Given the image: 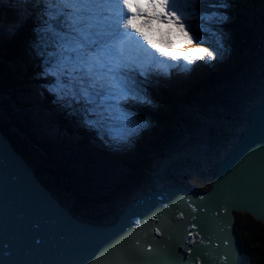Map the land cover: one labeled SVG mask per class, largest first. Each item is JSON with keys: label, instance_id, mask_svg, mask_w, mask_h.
<instances>
[{"label": "trees", "instance_id": "16d2710c", "mask_svg": "<svg viewBox=\"0 0 264 264\" xmlns=\"http://www.w3.org/2000/svg\"><path fill=\"white\" fill-rule=\"evenodd\" d=\"M234 2L229 21L223 25L228 28V33L221 43L228 44L233 49V61H237L240 67L232 75H222L206 84L194 86L188 97L176 98L174 103L171 100L159 104L158 110L148 114L154 119L151 122L153 131L146 134L152 137V141H147L145 145L149 153L142 148L132 158L121 159L117 165L110 166L105 173L95 171L91 166L93 161L81 163L75 156L71 158V146L65 141L70 133L65 135L61 132L62 136L59 138L49 136L55 129L65 131L62 120L56 116H60V113H54L50 108L54 128L50 126L45 129L41 120L34 115L40 111L45 112L42 99L47 94L42 84L45 82L50 87L49 83L52 84L53 78L40 75L42 69L38 73L29 66V58L32 57L26 54L22 38L20 41H0V112L7 113V119H11L10 126L13 128L10 134L4 132L5 137L10 135L15 141H22L19 142L21 147L15 146V150L22 153L21 157L27 152L38 163V167H35L27 161L38 179L61 203L72 202L71 209L74 213L85 218V221L98 225L114 220V206L127 192H135L139 186L148 187L143 193L156 189L150 186L154 183L153 175H156L154 167L169 169L184 149L207 146L213 152L223 155L218 166L248 126L249 115L246 119H241V109L251 106V112L264 101V32L258 23L262 21L264 26V0ZM30 51L31 48L29 53L32 56ZM30 73H38L44 82L37 84L34 80H29ZM32 90H37L35 92L40 97L34 96L33 100H29L27 97ZM180 103H186L187 109L180 108ZM9 105L12 109L8 108ZM20 108L24 110L21 115ZM15 114L18 116L12 117ZM41 118L49 120L47 116ZM30 129L37 133L45 132L44 140L37 141ZM25 147L28 148L26 151ZM36 153L41 154L37 155L40 159ZM78 155L88 158V153L81 154L79 151ZM108 159L106 157L101 162ZM190 162L188 157L183 160L185 166ZM96 164L99 167L105 166ZM109 177L112 182L106 181ZM169 181L170 179L168 183H171L173 180ZM193 188L201 189L196 186ZM245 215L255 234L247 238V243L243 236L240 239L242 246L245 243L251 247L250 250H245L244 256L251 264H264V224ZM237 234L239 235L238 231Z\"/></svg>", "mask_w": 264, "mask_h": 264}, {"label": "water", "instance_id": "95a60500", "mask_svg": "<svg viewBox=\"0 0 264 264\" xmlns=\"http://www.w3.org/2000/svg\"><path fill=\"white\" fill-rule=\"evenodd\" d=\"M8 141L0 138V264H157L159 254L165 264H241L236 212L264 224V101L250 112L247 128L216 167L209 190L153 194L140 213L136 209L126 223L110 228L79 225L67 216L12 155ZM141 212L140 224L146 227L124 232ZM156 212L168 232L161 228L151 238L154 230L147 220ZM103 236L115 239V246L104 245V261L95 247ZM166 239L176 245L161 252L168 249ZM26 257L31 259L26 262Z\"/></svg>", "mask_w": 264, "mask_h": 264}, {"label": "snow or ice", "instance_id": "6c2138e0", "mask_svg": "<svg viewBox=\"0 0 264 264\" xmlns=\"http://www.w3.org/2000/svg\"><path fill=\"white\" fill-rule=\"evenodd\" d=\"M39 0H0V34L12 33L28 18L29 14L25 9L21 8H3V4L15 3H38ZM107 0H83L82 3L69 4L68 7L74 8L81 14V19L87 21V17L83 15L94 8L106 4ZM123 8L127 11V16L122 17L119 14L113 18L108 25L107 30H99L90 32L91 27L88 23H84L81 28H73L74 36H69L66 33H57V41L62 45L64 51L70 53L63 56V61H69L72 65V71L61 73L68 75L71 79H77L81 84H87L93 95L89 97V103H95L97 97L101 104L106 101H114L115 103L107 104L106 108L117 112V119L124 122L125 135H131L140 125L132 119L131 116L125 115L119 107V102L125 100L129 94L135 99V92L139 90L140 84L134 83V75L129 77L122 73L121 69H129L131 65L124 62L122 42L128 33L121 32L120 20L123 19L124 27L133 29L139 34L152 48L156 49L164 56H171L176 59V55L165 51L158 43L154 42L145 29H151L152 24L163 20L168 26V31L172 30V26L181 32L187 39L188 43L192 42L188 32L184 29V24L181 23L180 17L176 14L173 8V0H146L141 3L140 0H119ZM210 6L216 7L222 4V0H209ZM143 15H148L151 20H142ZM137 23V21H141ZM6 25V27H5ZM33 32L36 33L35 47L41 51L48 47V43L44 36L40 35L41 29L38 25L35 26ZM171 43V41H169ZM194 53H204L208 59H213V53L206 48L193 49ZM51 55V53H49ZM183 59L191 64L192 58L190 54H182ZM199 58V57H198ZM48 61H42V65H47ZM56 73L44 67L40 73L42 76H51ZM75 74V75H74ZM141 76H145L144 71L140 72ZM49 91H56L55 88L49 87ZM86 96L87 92L84 93ZM94 109H88L93 111Z\"/></svg>", "mask_w": 264, "mask_h": 264}, {"label": "rangeland", "instance_id": "374dc122", "mask_svg": "<svg viewBox=\"0 0 264 264\" xmlns=\"http://www.w3.org/2000/svg\"><path fill=\"white\" fill-rule=\"evenodd\" d=\"M179 1L181 3H184V5L181 8L184 12L187 13L186 20L185 21L181 20V23H187V22L190 23V26H186V27H184V29H185V31L188 32L189 37L192 38V42L188 43L187 39L184 37V35L181 32H179L175 26H172V30L168 31V26H166L164 24L162 25L163 27H162L161 31H159L161 42L166 43L167 45H174L176 43L177 39H181L182 40L181 42L183 43L184 47L186 49H191V51H192L193 49L196 48L195 42L197 41V38L203 37L207 40H211L215 44L214 49L209 50L213 53V59L209 60L207 55L203 53L204 56L206 57V60L204 61L205 63H208L209 61L213 62V66H210L207 69V71L212 72V71L216 70V66H217L216 61L217 60L225 61L226 63L222 62L220 64V67L225 68L226 64H229L230 61H233L235 59L233 49L228 44L219 43L220 40H214V39L210 38L208 35H206L205 33L200 32V31H196L194 28V25L200 24L201 16L206 17V18L210 17L209 13H203L202 12L204 9V4L206 3L207 0H198V1L197 0H179ZM36 5L37 4L35 3L33 6L32 12L35 11ZM65 5H66L65 1L63 3H60V7L65 6ZM173 5L176 7V0H173ZM219 6L221 7L222 10L220 9L218 14L225 13V14H228V17L231 16L233 6H230V4H228V6H225V8H224L223 3ZM4 7L5 8H8V7L13 8V6L11 4H6ZM50 7H51V9H55L51 5H50ZM55 10H59V9H55ZM178 12H179V10L176 11L177 15H178ZM239 15L241 16L240 13H239ZM29 18H30V16L26 20H29ZM230 21H232V20H230ZM258 23H259L262 31L264 32V26H262V24H263L262 21H260V22L258 21ZM191 26H192L193 30L189 29ZM229 27H233V26H229ZM220 29L222 31L221 38H223L228 33V31H227L228 28L227 27H220ZM17 33H18V31H16V33H10V34L5 33V35H6L5 38L3 37V34H0V41H2L1 39H3L4 41H10L13 38H15L16 36H20V35H17ZM10 38H12V39H10ZM169 41H171V43H169ZM22 42H23L24 46H28V42H26V40L24 38H23ZM197 54L202 55V53H197ZM189 76L190 75H188V77ZM183 88L188 90V86L183 85ZM183 94H187V92H185ZM183 94H181V95H183ZM89 97H91V96H88L86 98V102L89 105H92L93 103L88 102ZM97 98L99 99V97H97ZM132 101H136V99H133L130 96H128L126 103H129ZM108 104H112V103L108 101ZM250 108H251V106H246V108L243 107L241 109L242 110L240 113L241 119L242 118L246 119V117H248L249 112H250V110H249ZM111 111H113V110H111ZM41 112L42 111L34 113V115L37 116V119L40 118L41 122L46 123L45 119L41 118ZM19 114L21 115L20 111H19ZM90 114H93V120L95 123L94 124L95 131L98 128V135L96 134L99 138L98 142H102V141H104V139L106 137H108L109 139H117V140L121 141V143L128 148L129 152L136 150V149L129 147L128 143H126L123 140V137L121 136L122 135L121 132H125V125L121 126V124H118L119 126L117 127V129H115L113 133H111L110 135L107 136L106 132L109 130L110 126L105 127V129L102 128V125H101L102 116L98 113L97 110H95L93 112L89 111L87 115L89 116ZM16 116H18V115L15 114L12 117H16ZM33 117L35 118V116H33ZM48 119L51 122V124L49 126L52 127L53 123H52L51 117H48ZM105 119H108V116H105ZM97 122H98V124H97ZM170 122H174V121H170ZM41 132L43 133V138H45L46 133L43 131H41ZM61 132L65 135H67L66 131H60V130L55 129L53 131V133L49 136H52L53 138H59L62 136ZM143 134H144L143 128L140 126L135 132H133L129 136H132L134 138H143ZM65 141L67 143H72V144L75 143L76 145H74V148L81 147V145L78 144L74 140V138H71L69 135L65 139ZM140 145H141V147H143L144 150H146L149 153L148 149L145 147V145L142 142L140 143ZM121 149H123V148H121ZM141 150H142V148H141ZM134 154H136L135 151H134ZM37 157L40 159L39 156H37ZM177 157H176V163L174 165H172L171 167H169V169H163L162 167H157V169H155V167H154L156 175H153V178H154L153 182L154 183L150 186L160 188L163 185H165L166 183H168V179H170V181L173 180V183L176 182L179 184H184V185H187V186L192 187V188L196 186L197 189L201 188L200 190L205 191V189L207 190L209 188L212 177H213L214 172H215V168H216L217 164L223 158V155H220V154L213 152L207 146H199L196 148L184 149L183 153H181L179 155L178 159H177ZM187 157L190 158L191 162L185 166L183 164V160ZM124 158H125V156L122 155L120 160L124 159ZM90 160L93 161L92 159H90ZM34 163L36 164L37 162H34ZM93 163H94L93 165H94L95 169L98 168L96 163H99V162H97L96 159H95V161H93ZM109 164H111V163H109ZM107 169H108V167H105L104 171H106ZM184 175L186 177H183ZM106 181L112 182V178L109 177ZM147 189H148L147 186H144V187L139 186L135 192H127L125 194L124 198L119 199V203L114 206V209H115L114 211H115L116 215H114V217L112 219L118 218L120 210L123 209L130 202L131 199L142 194ZM194 190H196V189H194ZM235 216H236L235 226L237 227V231L239 232L240 239L244 237L245 238L244 242L247 243V238L250 236H253L255 234V230L252 229V226L250 225V223L247 219V216L244 213H237L236 212ZM82 219L86 220L83 217H82ZM85 235H86V233H85ZM245 243L242 246V251H244V252L246 249L250 250V248H251L250 245L246 246Z\"/></svg>", "mask_w": 264, "mask_h": 264}, {"label": "bare ground", "instance_id": "6f19581e", "mask_svg": "<svg viewBox=\"0 0 264 264\" xmlns=\"http://www.w3.org/2000/svg\"><path fill=\"white\" fill-rule=\"evenodd\" d=\"M52 3H54L53 5H52V7L54 8V6L56 7H60V3H63L65 0H50ZM78 3H82V2H78ZM71 4H75V3H73V2H71ZM14 8V7H13ZM22 9H27L28 10V3H25V4H23L22 5ZM29 11V10H28ZM97 11H99L98 10V8H94V9H92V10H90V11H88V12H86V13H84L85 14V16L87 17V23L89 24V25H91V27L88 29L90 32H96V31H99V30H104V25L103 24H101L100 22H98V20H96V18H94V16H93V14H92V12H97ZM97 14V13H96ZM56 16H58V15H56ZM56 16L54 17V15H52V13H51V18L53 19V21L55 22V25L57 26L58 25V22H57V18H56ZM132 37H130L129 36V34L125 37V38H123V42H122V45L127 41V40H129V39H131ZM148 55H149V61L148 62H151V63H160L161 62V60L159 59V58H162L161 56H156L154 53H152V51H149V53H148ZM142 64H143V62L142 61H140L139 59L138 60H134L133 62H131V70L133 71V72H141L142 70H145V71H148V69H147V66H142ZM170 67H171V72L169 73V76H168V78H167V80H166V83L163 85V86H168V87H170V86H172V85H175V84H179V85H182V80L179 78V73H178V71L176 70V67L173 65V64H170ZM220 67V66H219ZM221 69H222V67H220ZM146 78H148L149 80H152V79H156L157 80V76H156V74H149V73H146ZM56 81H58V79H53V81H52V84L51 83H49V85H50V87H52V88H55L54 87V84H55V82ZM160 85V84H159ZM67 88H68V90L70 91V90H74L73 89V87L71 86V85H67ZM185 92H187V90L186 89H184V88H181V89H179L178 90V93H180V94H183V93H185ZM183 95H186V94H183ZM43 98V97H42ZM126 101H127V98L125 99V100H121V102L123 103V104H135V103H137V102H142L141 100H137L136 99V101H132V102H129V103H126ZM109 102H111V103H115L114 101H109ZM110 111H111V109H109ZM30 112V111H29ZM29 114V113H28ZM53 116V115H52ZM35 119V118H34ZM40 119V118H39ZM41 120V119H40ZM97 124H98V122H97ZM113 124V120H112V118H110L109 116H108V119H105V117H102V121H101V125H102V128H104L105 129V127H107V126H110V125H112ZM103 131V130H102ZM95 134H97L98 135V128H97V130L95 131ZM0 138L2 139V141L3 142H6V138H5V135H4V132L2 131V129L0 130ZM126 139H128V136H127V138ZM115 141V144L117 145V149L119 148V150H121V148H123V144H120L119 142H117V140H114ZM83 152H81V154H82ZM23 158V157H22ZM110 158V157H109ZM105 162V161H104ZM26 163H28V162H26ZM25 168V167H24ZM31 168H33V167H30V169ZM34 173H35V171H34ZM78 173V172H77ZM173 186H177V184H174ZM74 188H76V187H73V189ZM101 193V192H100ZM73 200V199H72ZM98 204V203H97ZM142 206V205H141ZM85 208V207H84ZM107 210V209H106ZM103 216H104V214H103ZM142 219V217L141 216H139L137 219H135L134 221V223H136V224H138V226L139 227H146V226H143L142 224H140V222L142 221L141 220ZM152 221V224H149V225H147V226H149L150 228H153V230H154V233H152V232H149V236L151 237V238H154L156 235H157V237H158V234L157 233H159V232H162L161 231V228H164V230H165V232H168V230H166V228L164 227V226H166V221H164V220H161L160 221V219H158L157 218V212L154 214V218L151 220ZM78 224L79 225H83V221L82 220H80V221H78ZM161 224V225H160ZM90 226V228H92L93 226L92 225H89ZM88 227V226H87ZM236 227V226H235ZM86 230H89L88 228H86ZM141 229L139 228L138 230H136L137 232H139ZM237 230V229H236ZM81 231V230H80ZM91 233L89 232L88 233V235H90ZM167 235V234H166ZM168 236V235H167ZM239 236V235H238ZM164 241H166V243H167V245H168V249H163V248H161V252H166V251H168V250H170L171 249V247H173V246H175L176 244H174L172 241L171 242H169L167 239L166 240H164ZM107 242V240H106V238L105 239H102L95 247H96V249H97V253H96V257L98 256V259H100V260H102L103 259V255L105 254V247H104V245H105V243ZM180 245V244H179ZM103 247H104V249H103ZM180 247H181V245H180ZM102 249H103V252H102ZM114 250H111V249H109V252L111 253L112 252V255H114L115 253L113 252ZM30 259H31V257H30ZM30 259H27V257H26V262H28ZM103 261H104V259H103ZM157 264H165L164 263V260H163V257H162V254H159V256L158 257H156L155 258V260H154ZM107 262V261H106ZM106 262H103L102 264H105ZM52 264H54L53 263V260H52V262H51ZM73 263H74V260H73Z\"/></svg>", "mask_w": 264, "mask_h": 264}]
</instances>
